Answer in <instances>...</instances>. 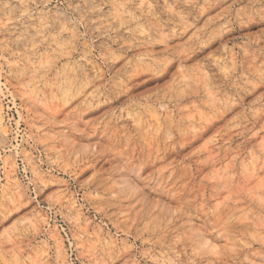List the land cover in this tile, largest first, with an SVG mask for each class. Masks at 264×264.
Masks as SVG:
<instances>
[{
	"label": "rangeland",
	"instance_id": "rangeland-1",
	"mask_svg": "<svg viewBox=\"0 0 264 264\" xmlns=\"http://www.w3.org/2000/svg\"><path fill=\"white\" fill-rule=\"evenodd\" d=\"M0 264H264V0H0Z\"/></svg>",
	"mask_w": 264,
	"mask_h": 264
}]
</instances>
